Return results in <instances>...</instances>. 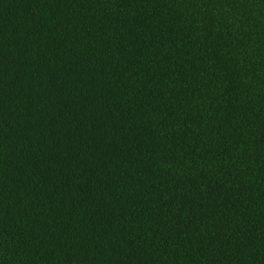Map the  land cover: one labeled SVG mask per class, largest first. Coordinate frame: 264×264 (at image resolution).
Wrapping results in <instances>:
<instances>
[{
    "label": "trees",
    "instance_id": "obj_1",
    "mask_svg": "<svg viewBox=\"0 0 264 264\" xmlns=\"http://www.w3.org/2000/svg\"><path fill=\"white\" fill-rule=\"evenodd\" d=\"M0 264H264V0H0Z\"/></svg>",
    "mask_w": 264,
    "mask_h": 264
}]
</instances>
